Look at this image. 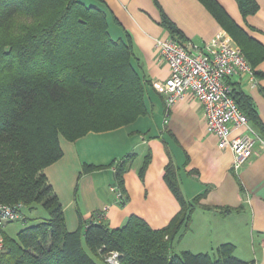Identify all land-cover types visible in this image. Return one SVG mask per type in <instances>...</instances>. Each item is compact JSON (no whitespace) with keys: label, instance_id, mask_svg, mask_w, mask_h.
<instances>
[{"label":"trees","instance_id":"obj_1","mask_svg":"<svg viewBox=\"0 0 264 264\" xmlns=\"http://www.w3.org/2000/svg\"><path fill=\"white\" fill-rule=\"evenodd\" d=\"M200 1L241 47L256 75L264 46L217 0ZM235 1L243 17L259 8L256 0ZM160 24L173 40L185 43L164 12ZM133 56L128 32L125 38L111 36L101 0H0V203L22 202L28 210L41 206L47 213L15 238L4 233L0 264H109L111 251L118 252V264H247L228 242L206 252L173 251V242L190 229L191 213L202 194L192 200L183 197L172 161L165 165L163 178L180 210L166 226L153 229L131 215L123 226L112 228L79 214V227L67 229L43 170L62 156L60 138L74 141L89 132L113 130L146 113V80ZM231 87L236 104L264 140V125L251 96ZM134 155L126 154L116 165L120 191ZM150 158L147 153L138 170L141 178ZM111 164L85 162L82 172ZM219 210L224 215L232 208Z\"/></svg>","mask_w":264,"mask_h":264},{"label":"crops","instance_id":"obj_2","mask_svg":"<svg viewBox=\"0 0 264 264\" xmlns=\"http://www.w3.org/2000/svg\"><path fill=\"white\" fill-rule=\"evenodd\" d=\"M101 1L111 36L125 38L126 32L130 34L133 63L146 80V113L113 130L89 132L74 141L60 138L63 154L43 172L62 206L67 229L74 231L79 227V214L83 220L103 221L112 228L123 226L131 215L140 217L153 229L166 226L180 210L163 178L165 165L172 161L183 197L192 200L202 194L191 213L190 229L176 239L180 244L177 248L206 252L228 242L234 245V255L247 264H264V151L256 147V152L234 169L232 151L219 147L218 138L207 132L196 98L189 94L167 107L158 88L170 70L160 58L155 42L172 37L160 24L161 12L179 28L183 41L197 46H204L224 29L200 0ZM217 2L264 46V0H256L258 10L246 17L241 15L235 0ZM255 70L258 73L252 82L238 76L229 82L251 96L264 125V58ZM248 125L254 130L251 123ZM247 132L245 126L232 127L230 135ZM128 153L135 155L123 174L120 188L126 201L121 203L113 190L119 188L115 168ZM147 153L151 158L141 178L138 170ZM85 162L113 164L83 173ZM224 207L232 210L223 215L219 208Z\"/></svg>","mask_w":264,"mask_h":264},{"label":"built area","instance_id":"obj_3","mask_svg":"<svg viewBox=\"0 0 264 264\" xmlns=\"http://www.w3.org/2000/svg\"><path fill=\"white\" fill-rule=\"evenodd\" d=\"M155 48L170 70L168 77L158 85L167 107L184 100L189 94L196 98L203 110L207 132L218 138L219 147L232 151L234 169L255 153L256 147L264 151V140L249 127L247 117L231 95L229 83L233 76L247 77L252 82L254 70L226 31L217 32L204 46L160 38L156 40ZM243 126L247 127V133L230 135L232 127ZM113 190L119 201L125 199L118 188ZM25 209L22 202L0 203V253L5 249L6 225L24 220ZM117 257L118 252L111 251L106 261L118 264Z\"/></svg>","mask_w":264,"mask_h":264},{"label":"rangeland","instance_id":"obj_4","mask_svg":"<svg viewBox=\"0 0 264 264\" xmlns=\"http://www.w3.org/2000/svg\"><path fill=\"white\" fill-rule=\"evenodd\" d=\"M154 117H156V119H158V115L157 114H155ZM154 119L155 118H152L153 121H154ZM150 120H151V118H150ZM25 215L27 217V220L26 221L17 220V221H13L11 223H8L6 225V227H5L4 233L7 234L10 237L15 238L17 232L21 228H23V227H25L27 225H30V224H33V223H36V222L40 221L43 217H45L47 215V213H46V211L41 206H36L32 210L25 209ZM183 242H186V240L183 241ZM183 244L184 243H181V245H183ZM179 245L180 244H178V242L175 240L173 242V248L172 249L175 252H179L180 251V248H177ZM185 245H183V246H185Z\"/></svg>","mask_w":264,"mask_h":264}]
</instances>
